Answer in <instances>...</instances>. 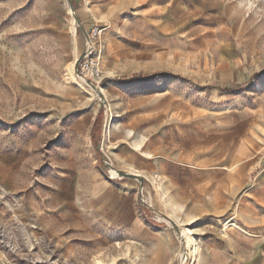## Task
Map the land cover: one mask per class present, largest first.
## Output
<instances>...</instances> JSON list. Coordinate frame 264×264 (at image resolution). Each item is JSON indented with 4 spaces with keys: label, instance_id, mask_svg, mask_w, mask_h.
I'll return each instance as SVG.
<instances>
[{
    "label": "rangeland",
    "instance_id": "1",
    "mask_svg": "<svg viewBox=\"0 0 264 264\" xmlns=\"http://www.w3.org/2000/svg\"><path fill=\"white\" fill-rule=\"evenodd\" d=\"M70 2L73 11L68 0H0V264H210L213 252H242L244 238L264 240V0ZM95 29L103 78L89 81L103 99L69 72ZM149 29L165 34L166 56L137 52L134 31ZM163 91L205 124L219 116L222 138L249 147V159L225 167L212 212H177L153 181L129 178L168 241H119L88 204L96 180L124 179L101 168L95 140L127 168L115 127L130 120L133 96ZM235 119L246 123L231 134ZM232 152L220 149L221 164Z\"/></svg>",
    "mask_w": 264,
    "mask_h": 264
},
{
    "label": "crops",
    "instance_id": "2",
    "mask_svg": "<svg viewBox=\"0 0 264 264\" xmlns=\"http://www.w3.org/2000/svg\"><path fill=\"white\" fill-rule=\"evenodd\" d=\"M160 33L162 35L156 39L152 29L134 31L137 52L153 59L166 56V37L163 32ZM120 96L127 98L123 93ZM131 100L130 120H122V125L115 127L116 139H124L123 143L119 142L121 148L131 153V156L128 155L130 160L125 163L128 167L119 169L140 174L144 182L153 181V188L159 189L156 195L162 196L165 201L171 199L179 208L177 212H188L183 209L186 205H192L191 213L212 212L220 208L221 183L228 182L230 177L225 167L246 162L249 158L242 160L241 153L245 155L244 151L250 148L222 138L220 133L224 129L219 116L215 122L212 120L210 124H205L199 110L168 91L135 95ZM235 123L236 130H231V134L237 133L246 121L235 119ZM228 148H232L233 152L221 164L220 149ZM204 150L208 151L206 159ZM123 178L113 182L96 180L89 189L88 204L96 208L107 225L106 229L119 235V241H168L163 227L145 218L141 211L138 197L141 185ZM103 182H108L109 186L106 193L98 197L94 190ZM195 199H201L202 203L197 204ZM243 241L247 242L242 252L228 255L213 252L210 264H264V240L244 238Z\"/></svg>",
    "mask_w": 264,
    "mask_h": 264
},
{
    "label": "built area",
    "instance_id": "3",
    "mask_svg": "<svg viewBox=\"0 0 264 264\" xmlns=\"http://www.w3.org/2000/svg\"><path fill=\"white\" fill-rule=\"evenodd\" d=\"M100 31L94 30L86 40L85 51L86 54L78 64V75L81 79L91 80L97 84L102 80V70H101V55L102 50L96 46L97 40L99 38ZM141 204L147 208L151 209V206L143 199L142 190L138 192ZM154 213V212H153ZM152 219L155 221L153 216Z\"/></svg>",
    "mask_w": 264,
    "mask_h": 264
},
{
    "label": "water",
    "instance_id": "4",
    "mask_svg": "<svg viewBox=\"0 0 264 264\" xmlns=\"http://www.w3.org/2000/svg\"><path fill=\"white\" fill-rule=\"evenodd\" d=\"M68 2H69L71 11H73L72 4H71L70 0H68ZM85 54H86V51L83 50L81 52L80 56L74 62V72L77 75L79 74L78 73V69H77L78 68V64L82 60V58L85 56ZM85 82L102 97L101 91L99 89H97V87L91 81H89L88 79H85ZM102 99H103V97H102ZM98 139H101V134L98 135ZM98 139L95 140L94 148H95L96 153H98V155H99V160L101 162V168L102 169H107L108 173H109V171L112 170L119 177L134 178V179H137L139 181H142V178H141L140 175L129 173V172H125V171H121V170H118V169L114 168L109 163L107 157L105 156V154L101 150V143H100V140H98Z\"/></svg>",
    "mask_w": 264,
    "mask_h": 264
},
{
    "label": "bare ground",
    "instance_id": "5",
    "mask_svg": "<svg viewBox=\"0 0 264 264\" xmlns=\"http://www.w3.org/2000/svg\"><path fill=\"white\" fill-rule=\"evenodd\" d=\"M74 62H75V58L72 59V61L70 62V65H69V72L72 74V75H75V72H74ZM188 238V236H187ZM188 244H190V239H188ZM195 249L196 247H194V250L191 251V253H195Z\"/></svg>",
    "mask_w": 264,
    "mask_h": 264
}]
</instances>
